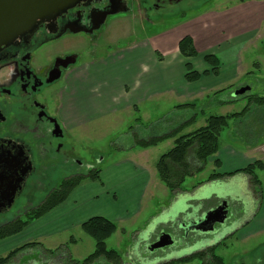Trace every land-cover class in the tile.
I'll return each mask as SVG.
<instances>
[{
	"label": "rangeland",
	"instance_id": "374dc122",
	"mask_svg": "<svg viewBox=\"0 0 264 264\" xmlns=\"http://www.w3.org/2000/svg\"><path fill=\"white\" fill-rule=\"evenodd\" d=\"M129 2L130 5L137 6L136 0H129ZM258 2L261 0L166 2L158 10H149V19H142V15L125 13L110 17L94 41H90L85 34H74L63 38L53 46H48V51L53 55L59 51L78 52L80 54L78 66L80 67L76 70L77 72L87 70L96 72L95 75L108 79L100 78L99 81L107 84L111 82L115 86L121 78L128 77L134 68V54L130 53V50L127 51L130 46L158 34L162 36L163 32L164 35L174 38L194 34L199 48L210 47L208 51L217 54L223 61L226 68L225 73L232 72L233 76L229 77L228 75L231 74L224 73V77L218 79L220 80L218 90H214L209 95L197 94L191 101L193 106L186 107V109L172 108L173 97H167V99L151 97L147 102L140 104V110L121 109L92 121L85 128L73 129L69 132L68 144L74 146L76 154L71 155L69 163L64 164L62 154H58L57 160L53 161L56 165L39 167L37 175L41 178L46 175L50 185L41 186L39 189L33 186V191L31 190L33 202L35 204L39 202L50 189L49 187L52 189L57 185L56 183L62 179L63 174L67 175L76 170L87 174L91 169H101L108 171L116 179L114 174L119 169L124 170L129 167L131 164L129 160L141 163L149 167L152 173V181L145 198L143 211L130 219L119 222L117 224L119 230L107 242V247L117 250L126 261L131 255L133 260H136L139 254L147 253L144 256L156 262L155 258L158 255L161 256L162 253L150 254L143 244L145 240L154 239L158 233L161 234L169 229L167 227L157 229L156 225L155 219L158 211L165 206L161 202L165 201L166 196L170 194L168 187L160 180L156 165L160 156L174 146V139L159 143L145 156L128 153V151L139 147L138 139L162 135L175 124L187 119L195 117L185 127L183 133L193 132L204 126L207 118L212 115L225 116L240 113L250 106L244 115L229 121V125L220 135L218 152L208 159L203 170L196 171L186 178L183 188L191 189L193 186L203 185L207 182L201 181H205L211 174L221 172L223 169L242 168L254 160L264 161V105L252 103L247 96H264V24L261 27L259 25V32H249L252 26L259 22L256 20V16L260 14V8L256 4ZM240 30L243 35L236 41H228V47H224L222 41L233 37V34H237ZM162 38L165 39L166 36ZM172 43L169 42L168 46ZM123 54H126L124 60L122 59ZM203 54L200 53L199 58L192 61L194 69L202 71L207 67L202 61ZM41 55H46V52L43 51ZM155 55L160 62L159 53ZM64 83L65 80L62 79L57 86L60 87ZM245 86H249L250 90L237 97L233 96L237 89ZM188 159L193 166H197L194 154L191 153ZM219 160L224 164H217ZM257 173L262 181L263 189L260 209L253 223L244 226L224 246L216 249V254L222 257L224 264H264V170H258ZM238 174L242 176V173ZM238 180L220 181L206 190L222 188L225 191L231 188L240 191V177ZM215 200H210L208 203H213ZM21 204L13 208L11 214L18 208L26 209L24 206L21 207ZM176 209L179 210V206ZM243 209L244 207L240 205L232 208L237 217L241 216ZM26 229L27 227L24 232ZM258 229H263V231L243 239L244 235ZM58 231L54 237L47 240L45 247L24 250L30 254V256L28 254L24 256L25 260L32 254L34 256L32 252H35L40 253L37 256L48 257V261L53 264H69L71 259L83 261L94 251L95 240L82 227L72 226ZM18 245L20 244L16 241H0V257L6 256L3 253L9 249H15ZM46 247L53 249L49 250ZM16 261L12 259L9 263ZM194 261L196 264H202L200 260ZM94 264H104V262L100 260Z\"/></svg>",
	"mask_w": 264,
	"mask_h": 264
},
{
	"label": "crops",
	"instance_id": "0c3cea01",
	"mask_svg": "<svg viewBox=\"0 0 264 264\" xmlns=\"http://www.w3.org/2000/svg\"><path fill=\"white\" fill-rule=\"evenodd\" d=\"M256 4H258V7L260 8V14L256 16V20H259V22L255 23L249 31L253 33L259 32L260 27L264 24V0H261V2ZM241 33L242 31L240 30L237 34L234 33L233 37L231 36L230 38L224 39L222 41L224 47H228V41L238 40L243 35ZM164 34L165 33L163 32L162 36H166L165 39L158 34L156 36L146 38L142 42H137L129 47L127 51L130 50V53H133L135 58L133 61L134 68L131 70L128 77H124L125 80L121 78L120 81H118L119 83L115 86L111 82L110 84H107L106 82L103 83L99 81L100 78L102 80L108 79H103L102 76L95 75L96 72L87 70L76 74L70 80V86L65 95V119L67 129L72 131L75 128H85L92 121L100 119L107 114L117 112L121 109H128L131 111L133 109L140 110V104L147 102L151 97H165L166 99L167 97H173L174 99L171 103L172 108L186 109V107H190L192 105L186 107L181 106L193 104L191 101L197 94L209 95L212 94L214 90H218L217 88L219 87L217 86L219 84L218 82H220L218 79L224 77V73L226 71L222 60V66L218 77L213 76L212 74L204 75L195 82H187L185 79L187 71L186 64L191 62L193 66L192 61L194 59H198L200 53H210V51H208L210 47H205V49L199 48L196 36L194 34H187L193 37L199 54L196 58H185L179 51V42L184 35L174 38L173 36ZM251 35L253 36V34ZM261 37L262 34L260 35V38ZM169 42H173L171 46H168ZM155 53H159L161 57L160 62L159 58H156ZM125 55L126 54L122 55L123 60L125 59ZM206 66L207 67L202 71L209 69L207 64ZM132 71L134 72L132 73ZM231 73L232 72L225 74ZM228 76L232 77L233 75L231 74ZM183 122L184 121L181 123ZM181 123L175 124L164 134L172 131ZM167 140H172V138ZM157 146L148 148L135 147L128 151V153L145 156L149 153L151 148ZM129 161L131 163L129 167L124 170L119 169V171L114 174L116 179H114L108 171L104 170L101 172L100 181L86 179L70 194L65 202L43 217L32 221L27 226L25 232L23 230L16 234V236L13 235L0 241H16L20 245L15 247V249L27 243H38V245L31 247L36 249L42 246L45 247L47 240L54 237V235L59 232L58 230L68 229L72 226L82 227V224L92 217L102 216L118 224L119 222L132 218L136 214L142 213L145 205V198L149 190V186L151 185L152 173L150 172L149 167L136 161ZM217 162L219 165L224 164L220 160ZM252 162L253 161L248 164ZM242 168L223 169L220 173H229ZM238 177H240L241 186L243 187L246 182V186L248 185L249 188L250 178L247 175L242 174V176H240L238 174L214 180H209L208 177L205 181H201L203 183L207 182L203 185L199 184L191 187V189L183 188L174 194L170 191V194L166 196V200L161 202L165 206L161 211H158L156 216L155 220L157 222V229H159V227L160 229L163 227L169 228L167 224L163 223L161 217L166 212L176 210V207L178 206L181 209V215H183L179 216V218L182 217V220L188 213L201 216L209 209L217 206L223 198L221 199L216 196V188L211 189L210 191H207L206 189L214 183H218L220 181L230 182L232 180H238ZM213 199H216L215 202L208 203ZM226 199H228L229 202L234 204L236 207L239 205L242 206V198L227 197ZM253 199L254 210L251 212V215L246 218L241 214V218L240 216L238 217L240 220L238 219L233 225L229 224V227L219 236L215 238L211 235L205 237L202 236L197 241L193 238L194 234L190 233L188 237L185 238L182 246L172 248L171 250L164 252L158 251V253L162 254L161 256L158 255V253L156 254L158 255L155 258L157 259L156 262H153L151 258L144 256L147 253H142L139 254V256L141 258L144 256L143 258H146L145 260L140 261L137 259L139 256H136V260H133V256L131 255L129 258L131 262L127 264H196L195 261L190 263L172 262L191 255L197 251H201L211 245L220 244L218 248L224 246L226 242L233 238V236L243 229L244 226L250 225L255 221L257 211H259L261 206V201L259 198L254 196ZM118 230L119 229L117 228L116 233ZM261 231H263V229H258L254 232L248 233L247 235H244L243 239H247V237L256 235ZM178 233L183 234L184 231L178 230L177 234ZM159 235L160 234L158 233L154 239L151 238L147 239V241L145 240V244L143 245L147 248L150 243L157 240ZM111 237L107 240V242L111 239ZM74 243L77 245L76 241H74ZM46 248L49 250L53 249L51 247ZM12 250L14 249H9L7 252ZM7 252L3 254L7 255ZM32 253H34V256L32 254L31 257L26 260L24 256L28 253L25 251L18 253L13 258L17 261L12 264H53L48 261V257L37 256L40 255V253ZM28 255L30 256V254Z\"/></svg>",
	"mask_w": 264,
	"mask_h": 264
},
{
	"label": "flooded vegetation",
	"instance_id": "af4514ba",
	"mask_svg": "<svg viewBox=\"0 0 264 264\" xmlns=\"http://www.w3.org/2000/svg\"><path fill=\"white\" fill-rule=\"evenodd\" d=\"M122 1L128 6V10L123 13L142 15V19H149V10H158L166 2L179 0H136V7L130 5L129 0ZM110 4L111 0H82L61 13L56 20L39 23L32 35L20 37L0 50V227L19 219H28L33 210L45 203L62 181L83 175L78 170L63 174L57 185L52 189L49 187L39 202H33V186L39 189L50 185L46 175L43 178L37 175L39 167L56 165L53 161L57 160L58 154H62L64 164L69 163L71 155L76 154L74 146L68 144L71 130L66 127L65 95L70 80L79 73L76 70L80 67V54L75 51H59L53 55L47 47L74 34H85L90 41H94L107 20L120 14L108 15L105 23L92 31L97 14L110 10ZM43 51L46 55H41ZM74 59V63H69ZM59 72L61 76L53 80ZM62 79L65 83L58 87L57 83ZM244 186L240 187V191L231 188L215 190L216 196L229 203L231 225L240 220L241 216L238 218L233 213L232 208L236 206L227 197L242 198L244 209L241 214L246 218L254 210L253 196H258L253 192L251 184L248 188L245 182ZM219 191L223 193L217 195ZM20 203L26 209L18 208L11 214ZM172 212L164 213L161 220H165L166 215ZM163 223L168 225V231L178 240L177 247L182 246L185 238L184 233L177 234L178 230L183 231L179 223L171 220ZM228 227L211 236H219ZM193 234L197 241L202 236H208ZM137 259L142 261L146 258L139 256Z\"/></svg>",
	"mask_w": 264,
	"mask_h": 264
},
{
	"label": "trees",
	"instance_id": "16d2710c",
	"mask_svg": "<svg viewBox=\"0 0 264 264\" xmlns=\"http://www.w3.org/2000/svg\"><path fill=\"white\" fill-rule=\"evenodd\" d=\"M179 51L185 58H196L198 51L195 46L194 39L191 35H185L179 42ZM203 61L209 66L202 72L195 70L188 62L186 64L185 79L187 82L198 81L204 75L220 74L222 62L218 55L208 53L204 55ZM252 103L256 105H264V96L247 95ZM186 104L181 107L190 106ZM250 106H247L240 113H233L225 116L212 115L207 118L206 124L193 132L183 133L185 127L195 118H190L172 131L155 136L148 139H138L137 145L142 148L157 146L159 143L172 138L174 146L166 153L162 154L157 162L156 168L160 180L174 194L183 189V183L186 178L196 171H201L205 168L208 159L214 156L219 150V139L223 130L229 125L232 118H237L246 113ZM194 154L197 166L189 161L188 157ZM218 164V162H217ZM258 170H264L263 160H254L242 169H237L229 173L216 172L210 175L209 180L221 179L230 177L238 173L247 175L250 178V184L253 192L258 196L259 200L263 196L262 181L257 173ZM101 169H91L87 174L67 178L54 189L45 203L33 210L28 219H19L12 223L5 224L0 227V240L6 239L23 231L32 221L37 220L67 200L70 194L86 179L100 181ZM85 232L95 240L94 251L87 256L83 261L71 259L69 264H94L96 261H102L104 264H127L123 256L115 249L107 247V240L117 231V224L105 217L95 216L82 224ZM75 241V239H73ZM38 245V243H27L12 251L6 256L0 257V264H8L18 253ZM220 244L209 246L201 251H197L191 255L185 256L172 263L181 262L189 263L194 260H200L202 264H224L222 257L216 254V249Z\"/></svg>",
	"mask_w": 264,
	"mask_h": 264
},
{
	"label": "water",
	"instance_id": "95a60500",
	"mask_svg": "<svg viewBox=\"0 0 264 264\" xmlns=\"http://www.w3.org/2000/svg\"><path fill=\"white\" fill-rule=\"evenodd\" d=\"M82 0H0V50L14 42L20 37L32 35L37 29L38 24L44 21H54L56 18L74 7ZM128 10V6L122 0H111L110 10L102 11L97 14L92 31L99 29L108 15L123 13ZM78 30H75L77 32ZM74 60L69 63H74ZM61 73H57L53 80L58 79ZM250 90L249 86L237 89L233 96L237 97ZM223 193V192H217ZM181 210V209H180ZM181 211L176 210L166 215V221L178 222L180 228L184 231V238L190 233L202 235H215L220 229L226 228L231 220L229 203L226 200L220 202L217 206L209 209L201 216L188 213L179 218ZM188 217V218H187ZM218 226V227H217ZM178 240L170 232H162L157 240L148 245L151 254L158 251H167L176 248Z\"/></svg>",
	"mask_w": 264,
	"mask_h": 264
}]
</instances>
